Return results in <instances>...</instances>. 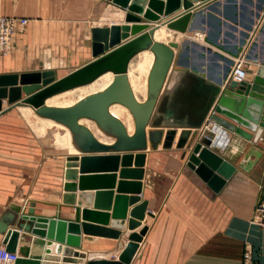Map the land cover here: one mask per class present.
I'll list each match as a JSON object with an SVG mask.
<instances>
[{
	"label": "crops",
	"instance_id": "0c3cea01",
	"mask_svg": "<svg viewBox=\"0 0 264 264\" xmlns=\"http://www.w3.org/2000/svg\"><path fill=\"white\" fill-rule=\"evenodd\" d=\"M257 3V0L245 3L247 8L242 9V23L250 22L252 10H256ZM119 9L110 0H0V15L28 18L23 29L14 32L10 53L0 54V73L52 69L55 77H60L83 65L94 57L91 27L122 21L124 11ZM184 10L180 7L169 15L173 16ZM263 23L264 6L260 15L254 18L246 44L238 56L233 57V63L237 57L244 59L247 69L245 79H250L258 66H264L261 63L264 58V43H261L264 32H259ZM159 33L171 34L170 40L176 39L179 43L185 40V36L189 40L203 42L204 35L198 30L181 33L165 26L157 28L155 39ZM236 34L239 36L238 31ZM255 35H258L259 41L254 50L258 61L246 58L247 45ZM147 58L148 61L142 62L148 68L147 71L139 76L133 74L129 77L132 90H137L139 97L143 99L146 96L147 76L153 61L152 52L149 51ZM213 86L211 80H201L200 74L192 71L189 66L177 60L172 63L147 125V131L160 129L161 138L153 147L147 135V148L143 150L145 158L141 166L142 178L123 179L141 182L142 191L137 195L140 200L128 206L125 228L117 239L86 234L79 226L80 245L73 247V250L83 253L84 257L73 264H86L87 260L99 258L116 259L128 242V234L139 232L143 227H146V231L129 264H241L245 243L252 246L253 264H264V225L252 220L255 206L264 198V127L254 143L221 128L225 131V136L222 137L218 152L229 161H239L251 144L259 148L262 155L247 170L237 167L218 192H214L186 164L191 146L205 127L213 125L209 118L214 101L211 96ZM70 103L73 101L52 105ZM2 107L0 216L12 205L20 206L26 212L33 203L34 214L37 216H57L73 220V206H77L80 200L78 195L86 192L81 198L80 210L86 208L95 213L107 214L110 222L113 219V201L108 210L101 209L100 206L95 208V193L107 190L113 196L121 194L128 198L136 195L131 192L117 193L116 186L120 178L118 171H115V186L112 189L80 191L76 188L69 191L75 194V205L65 206L62 198L65 192L63 184L66 182V158L69 154L79 153L70 150L69 131L60 124L39 116L27 106H9L6 98L2 100ZM51 125L62 128L55 130L53 137L46 130ZM169 128H175L176 132L171 145L165 146L164 137ZM184 128H190L192 133L183 147H177L179 133ZM102 141L111 143L113 138ZM129 167H134V163ZM87 173L100 172H83ZM141 201L147 203L145 216L139 226L128 229L129 211ZM82 221L80 217L79 222ZM97 221L95 219L84 222L109 227V222L101 225ZM11 228L18 229L15 226ZM18 230V244H30L35 235L23 229ZM3 237L0 233V245H3ZM46 247L45 244L41 248L43 255H54L52 252L46 253Z\"/></svg>",
	"mask_w": 264,
	"mask_h": 264
},
{
	"label": "water",
	"instance_id": "95a60500",
	"mask_svg": "<svg viewBox=\"0 0 264 264\" xmlns=\"http://www.w3.org/2000/svg\"><path fill=\"white\" fill-rule=\"evenodd\" d=\"M110 1L124 11L123 20L91 27L94 57L90 61L60 77H55L52 69L0 73V110H3L2 100L6 98L9 106L30 105L38 115L52 118L68 127L71 142L79 153L69 154L66 158V182L63 184L65 192L62 198L65 206L75 205V194L69 191L76 188L80 191L112 189L115 186V171H118L120 178L116 186L117 193L131 192L136 195L128 198L121 194L113 196L107 190L95 193V208L100 206L101 209L108 210L113 201V219L110 222L107 214L95 213L86 208L80 210L81 198L86 192H80L78 195L80 200L77 206H73V220L57 216H37L34 214L33 203L26 212L20 206L12 205L0 216V233L4 235L2 243L6 250L18 253L14 264H59L60 260V264L80 262L84 254L73 250V247L80 245L79 226L89 235L119 238L121 230L125 228L128 206L140 200L137 195L142 191L141 182L123 179L142 178L141 166L145 158L143 150L147 148V135L153 147L161 138L160 129L147 131V125L167 73L176 60L200 74L201 80L208 78L214 84L211 94L214 101L209 116L213 125L205 127L201 136L191 146L186 164L214 192H218L237 167L247 170L262 155V151L251 144L241 159L233 163L218 150L222 137L225 136L222 129L254 143L264 127V66H258L250 79L235 81L228 78L233 57L238 56L246 44L254 18L260 15L264 0H257L256 10H252L249 23H242V9L247 8L245 3H253V0ZM180 7L185 10L173 16L169 15ZM159 24L181 33L200 30L204 34L203 42L189 40L186 36L182 43L177 40L154 39L153 33ZM259 32H264V23ZM261 43H264V40ZM258 44V35H255L247 45L246 58L258 61V55L254 51ZM143 49L153 52V61L147 76L146 96L138 100L127 72L131 58ZM261 63H264V58ZM107 71H111L113 75L103 89L88 93L70 105L46 103L47 97L87 84ZM113 103L125 105L131 113L134 123L132 132H129L123 121L110 111L109 107ZM82 117L93 120L107 137L113 138V141L107 143L98 139L92 130L80 121ZM175 132V128L166 131L163 142L165 146L171 145ZM191 133L190 128L182 129L176 142L177 147H183ZM105 151L118 153H96ZM132 162L134 167H129ZM95 171L100 173L83 174ZM146 206V201H141L131 208L128 229H134L141 224ZM80 217L82 222H79ZM95 219L101 225H107L109 222V227L84 222H92ZM12 226L35 235L30 244H18L19 230L11 228ZM145 231L146 227H143L139 232L128 234V242L116 259H91L87 260L86 264H129ZM45 244L46 253L52 252L54 255H43L41 248ZM61 254L62 256H58Z\"/></svg>",
	"mask_w": 264,
	"mask_h": 264
},
{
	"label": "built area",
	"instance_id": "2783aa9c",
	"mask_svg": "<svg viewBox=\"0 0 264 264\" xmlns=\"http://www.w3.org/2000/svg\"><path fill=\"white\" fill-rule=\"evenodd\" d=\"M27 21V17L0 15V54L6 55L10 53L14 32L23 29ZM246 74L247 69L244 65V59L242 57L235 58L231 69V78L241 81L245 78ZM252 220L264 225V198L255 206ZM17 258V252H9L4 245H0V264H14ZM241 264H253V250L249 243H245L244 245Z\"/></svg>",
	"mask_w": 264,
	"mask_h": 264
},
{
	"label": "bare ground",
	"instance_id": "6f19581e",
	"mask_svg": "<svg viewBox=\"0 0 264 264\" xmlns=\"http://www.w3.org/2000/svg\"><path fill=\"white\" fill-rule=\"evenodd\" d=\"M160 26H165V25H161V24H159L156 28H155V30H154V33H153V36H154V34H155V31L157 30V28H159ZM166 27V26H165ZM167 28V27H166ZM165 30H167V29H165ZM168 31V30H167ZM198 31H200V30H198ZM203 33V32H202ZM166 34V33H165ZM177 38V37H176ZM154 39H155V37H154ZM157 40H162V41H169L170 39H171V34H168V35H162V34H158V37L156 38ZM142 51H150V52H152L150 49H143V50H141V51H139V52H137L136 54H138V53H140V52H142ZM152 54H153V52H152ZM129 63H130V61H129ZM233 66V65H232ZM129 67V66H128ZM231 69H232V67H231ZM105 73H107L108 74V79H109V82L111 81V79H112V72L111 71H107V72H105ZM105 73H103V74H105ZM128 73V72H127ZM103 74H101V75H99L97 78H95L93 81H91V82H89V83H87V84H83V85H79V86H75V87H72V88H69V89H66V90H64V91H61V92H58V93H55V94H53V95H51V96H49V97H47L46 98V102H47V104H53V103H60V102H66V101H73L72 99H71V97H69L68 96V94H67V91H69V90H71V89H74V88H77V87H81V86H84V85H88V84H90V83H92V82H94L96 79H98L100 76H102ZM247 75V74H246ZM246 77V76H245ZM229 78L230 79H232L231 78V70H230V73H229ZM236 81V80H235ZM108 82V83H109ZM107 83V84H108ZM105 87V86H104ZM103 87V88H104ZM133 92H134V94H135V97L139 100V92L137 91V90H133ZM75 101H73V103H74ZM70 104H72V103H70ZM70 104H67V105H70ZM22 106H27V107H29V108H31V110H33V108L30 106V105H23L22 104ZM115 107H117V109L115 108ZM109 109H110V111L112 112V113H114L115 115H117L122 121H123V123L126 125V127H127V130L129 131V132H132L133 131V129H134V123H133V117L131 116V113L129 112V110L127 109V107L125 106V105H123V104H121V103H113V104H111L110 105V107H109ZM34 111V110H33ZM35 112V111H34ZM37 114V113H36ZM40 116V115H39ZM41 117H43V116H41ZM45 118H48L49 120H52L54 123H57V124H60L61 126H63V127H65L68 131H69V129H68V127L67 126H65L64 124H62V123H60V122H57V121H55L54 119H52V118H49V117H45ZM87 119H89V118H87V117H82V118H80V121L82 122V123H84V124H86L85 122V120H87ZM91 120V119H90ZM89 120V122H88V127L92 130V132L96 135V137L98 138V139H101L102 140V138L100 137V135H101V133H100V131L96 128V125H95V123H94V121L92 120V121H90ZM88 121V120H87ZM102 132V131H101ZM103 133V132H102ZM69 134H70V132H69ZM104 134V133H103ZM70 140H71V136H70ZM69 145H70V150L71 151H75V152H77V149L73 146V144H72V142H69ZM74 148V149H73Z\"/></svg>",
	"mask_w": 264,
	"mask_h": 264
},
{
	"label": "rangeland",
	"instance_id": "374dc122",
	"mask_svg": "<svg viewBox=\"0 0 264 264\" xmlns=\"http://www.w3.org/2000/svg\"><path fill=\"white\" fill-rule=\"evenodd\" d=\"M119 10H121V9H119ZM174 34L177 35V33H174ZM174 40H176V39H174ZM147 57H149V52L148 51H142V52H140L138 54H135L131 58V61L129 63V69H128V72H129V76L128 77H130L133 74L139 76L142 72H146L147 71L148 68L147 67H144L142 65V62L144 60L148 61V58ZM108 82H109L108 74L105 73L102 76H100L98 79H96L94 82H92V83H90L88 85H84V86L77 87V88H74V89H71V90L67 91V94H68L69 97H71V99L73 101H76L77 99L83 97L84 95H86L88 93H91V92H94V91L103 89V87ZM142 99H143L142 97H139V100H142ZM115 108L117 109V107H115ZM36 118H37V116H36ZM87 120H85L86 121L85 123L88 125V122H89L90 119H87ZM90 121H92V120H90ZM96 128H97V126H96ZM57 129L62 130V128H58L55 125H51V126L47 127L46 130H47L48 135H50V136L53 137V133ZM100 133H101L100 137L102 139L109 138L105 134H103L101 131H100Z\"/></svg>",
	"mask_w": 264,
	"mask_h": 264
}]
</instances>
